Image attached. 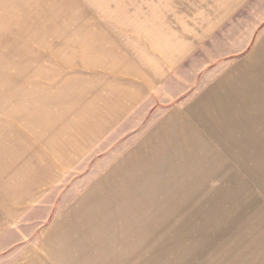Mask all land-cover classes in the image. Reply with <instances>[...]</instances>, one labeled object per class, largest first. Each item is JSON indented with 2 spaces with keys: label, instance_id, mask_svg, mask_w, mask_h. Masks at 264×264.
Listing matches in <instances>:
<instances>
[{
  "label": "rangeland",
  "instance_id": "374dc122",
  "mask_svg": "<svg viewBox=\"0 0 264 264\" xmlns=\"http://www.w3.org/2000/svg\"><path fill=\"white\" fill-rule=\"evenodd\" d=\"M263 34L264 0H0V264H264ZM95 84L133 98L61 165Z\"/></svg>",
  "mask_w": 264,
  "mask_h": 264
},
{
  "label": "crops",
  "instance_id": "0c3cea01",
  "mask_svg": "<svg viewBox=\"0 0 264 264\" xmlns=\"http://www.w3.org/2000/svg\"><path fill=\"white\" fill-rule=\"evenodd\" d=\"M261 42L264 43V34L262 35L261 38ZM260 42V43H261ZM258 47V46H257ZM255 51L253 52V54H255ZM115 58L112 62V69L118 71V69H120V67L117 66V62H118V57L115 56L113 57ZM263 66H264V51H263ZM92 64H94L93 66H95L98 63H94L91 62ZM110 66V65H109ZM123 70H127L128 67L126 66H122L121 67ZM129 68H131V66H129ZM246 88L245 90L247 91H253L258 93H261L262 96L259 97H255L254 100H252L253 102H255L257 108H260L262 106H264V80L262 81V83H248L245 84ZM78 86V85H77ZM82 84H80L79 87H81ZM76 89L74 91V96L77 97H72V99L77 100L74 101L72 103V108L75 109L76 111V120H75V124L80 127L81 130V142H77L76 145H72L74 147L66 149L64 147H62L61 149H59L58 151H54L53 155L54 158H58L59 163L62 165L66 160L72 159V157L74 155H78L80 154V150L83 146L88 145L89 143V139H92L93 137H95L101 130V128L103 126H105L107 123L108 125H110L111 121L114 119H112L111 121H107L105 122L106 118H109L111 116V114L113 116H117L118 113H121L122 111H124L126 109L125 103L124 101L130 98H133V96L131 95L130 92L124 90V89H120V88H111V86H106L104 87L107 91H108V95L103 97L100 93V88H103L102 85L99 84H95L93 86V93H94V99L92 100H87L84 98V96L87 94V88L82 89L79 88ZM86 87V86H85ZM86 92V93H85ZM92 93V94H93ZM255 93V94H256ZM47 95V94H46ZM39 97L42 95H38ZM50 98H53L56 96L51 94L48 95ZM61 99H65L64 94H61ZM57 97V96H56ZM79 97H81L82 99H80ZM98 100L103 101V105H101L100 102H97ZM51 101V100H49ZM54 103H56L55 101H51ZM52 103H48L47 105H45V113L48 114H56L55 112L52 111ZM57 104V103H56ZM59 113L61 115L65 114V110H61L59 111ZM258 116V115H257ZM40 117V116H39ZM48 117H51L50 115H48ZM48 125L44 126V128H49L51 127L49 125V127H47ZM59 164V165H60ZM64 165V164H63ZM47 174L49 175L50 173L44 169H37L36 174H32V176H34V180L39 181L40 180V176L43 174ZM31 175V174H30Z\"/></svg>",
  "mask_w": 264,
  "mask_h": 264
}]
</instances>
